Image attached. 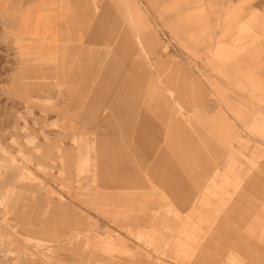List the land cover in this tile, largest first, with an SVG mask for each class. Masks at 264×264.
<instances>
[{
  "label": "rangeland",
  "instance_id": "374dc122",
  "mask_svg": "<svg viewBox=\"0 0 264 264\" xmlns=\"http://www.w3.org/2000/svg\"><path fill=\"white\" fill-rule=\"evenodd\" d=\"M130 9L143 47L136 33L129 43L146 62L129 67L144 80L125 109H76L77 92L68 102L54 69L18 63L9 76L0 51V264L194 263L196 223L216 219L175 209L169 182L204 167L194 206L225 209L258 168L264 0H129ZM127 170L140 182L130 189L118 184Z\"/></svg>",
  "mask_w": 264,
  "mask_h": 264
},
{
  "label": "crops",
  "instance_id": "0c3cea01",
  "mask_svg": "<svg viewBox=\"0 0 264 264\" xmlns=\"http://www.w3.org/2000/svg\"><path fill=\"white\" fill-rule=\"evenodd\" d=\"M130 11L134 13L129 10V0H0V51H9V76L18 63L47 67L55 70L68 102L72 96L68 90L77 92L76 109L105 105L125 109L122 100H132L144 80L143 73L135 76L129 67L142 69L146 62L129 43L128 35L136 33L143 47V31L128 24ZM141 14L136 20L143 18ZM258 145L264 147L262 142ZM204 170L202 167L199 175H189L186 170L184 181L169 182L175 209H183L186 215L195 209L202 217L216 219L214 224L196 223L201 233V260L191 264H228L230 258L234 264H264V156L225 209L194 206L208 183ZM123 173L126 179L118 183L123 188L134 182L139 185L137 180H128L134 177L133 171ZM207 200L208 204L220 202V198ZM178 241L183 244L184 239ZM190 250L192 254L194 248Z\"/></svg>",
  "mask_w": 264,
  "mask_h": 264
},
{
  "label": "bare ground",
  "instance_id": "6f19581e",
  "mask_svg": "<svg viewBox=\"0 0 264 264\" xmlns=\"http://www.w3.org/2000/svg\"><path fill=\"white\" fill-rule=\"evenodd\" d=\"M115 244H117V245H122L121 243H120V241L118 240H116L115 242H114ZM110 249V248H109ZM81 255H83V253H80ZM115 262V261H114Z\"/></svg>",
  "mask_w": 264,
  "mask_h": 264
}]
</instances>
